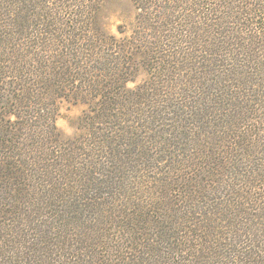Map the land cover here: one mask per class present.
I'll use <instances>...</instances> for the list:
<instances>
[{
	"label": "trees",
	"instance_id": "trees-1",
	"mask_svg": "<svg viewBox=\"0 0 264 264\" xmlns=\"http://www.w3.org/2000/svg\"><path fill=\"white\" fill-rule=\"evenodd\" d=\"M131 1L0 0V264H264V0Z\"/></svg>",
	"mask_w": 264,
	"mask_h": 264
},
{
	"label": "rangeland",
	"instance_id": "rangeland-1",
	"mask_svg": "<svg viewBox=\"0 0 264 264\" xmlns=\"http://www.w3.org/2000/svg\"><path fill=\"white\" fill-rule=\"evenodd\" d=\"M246 1V0H244ZM94 2H100L102 7V14H103V22L106 23L108 29L111 33L115 36L120 37L119 31H124L125 35H129L133 30V27L136 23V14L137 9L134 3L131 0H94ZM262 52H264V46L262 48ZM245 80H247L246 74H241ZM254 78V83H261V79L264 78V72L252 74ZM147 77L146 72L139 71L135 77L134 82H129L127 86L129 88L135 87V85L141 84L145 81ZM241 77V80L244 81V78ZM242 81H233L230 83V87L233 92L242 89ZM251 98L254 100L256 97L254 96V92H249ZM260 106V105H259ZM58 114L56 117L55 124L58 130L63 134L65 137H75L83 133L81 129V118L83 113L87 110V106L75 99L67 98L61 99L57 102ZM251 119L254 120L257 117H262L260 114H252L250 115ZM181 165L175 166L173 168L181 169ZM185 172H190V170H185ZM130 181L136 183L138 185V189L136 191L139 192L137 194L139 197L145 195L149 197L148 194V187L154 185L155 178H165L168 174L165 172L164 169H157V171H146L143 174H129ZM143 186V187H142ZM144 188V189H143ZM144 190V191H143ZM143 191V194H140ZM136 192H133L135 194Z\"/></svg>",
	"mask_w": 264,
	"mask_h": 264
}]
</instances>
